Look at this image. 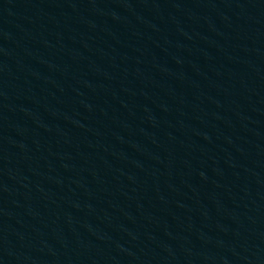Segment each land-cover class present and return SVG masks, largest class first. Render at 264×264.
I'll return each mask as SVG.
<instances>
[{
	"label": "water",
	"instance_id": "obj_1",
	"mask_svg": "<svg viewBox=\"0 0 264 264\" xmlns=\"http://www.w3.org/2000/svg\"><path fill=\"white\" fill-rule=\"evenodd\" d=\"M0 264H264V0H0Z\"/></svg>",
	"mask_w": 264,
	"mask_h": 264
}]
</instances>
